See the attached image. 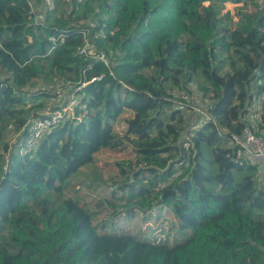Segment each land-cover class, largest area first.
Listing matches in <instances>:
<instances>
[{
  "label": "trees",
  "instance_id": "trees-1",
  "mask_svg": "<svg viewBox=\"0 0 264 264\" xmlns=\"http://www.w3.org/2000/svg\"><path fill=\"white\" fill-rule=\"evenodd\" d=\"M86 41L111 64L78 54ZM191 83L209 100L206 124L175 103ZM65 90L73 118L23 150L29 119L62 109ZM261 93L264 0H0V184L16 196L0 206V264H264V164L232 142L245 127L264 139V101L249 119ZM129 144L134 159L113 163L119 179L96 204L166 207L184 241L99 232L84 181L76 208L63 198L100 148Z\"/></svg>",
  "mask_w": 264,
  "mask_h": 264
},
{
  "label": "rangeland",
  "instance_id": "rangeland-1",
  "mask_svg": "<svg viewBox=\"0 0 264 264\" xmlns=\"http://www.w3.org/2000/svg\"><path fill=\"white\" fill-rule=\"evenodd\" d=\"M242 5V4H240ZM236 4L227 2L223 5L222 11H228L229 14H235ZM234 20H237V17L234 15ZM63 91L60 96L57 98V103L63 105L65 103V98L67 103L63 108L67 107L72 112V106L78 103V97H74L71 94H67ZM175 100L176 104L185 103L191 109L182 108V111L186 116L190 118L197 119L201 124V116L196 112L195 108H204L208 112V99L203 98L202 92L198 90L195 83L188 84L186 91L177 89L175 90ZM73 98V99H72ZM70 101V102H69ZM264 101V94L261 93L259 97L255 98V101L250 107L251 113L249 119L255 127L256 122L259 120V114L262 111V105ZM54 101L48 102V105H53ZM85 108L86 114L88 117L94 119V112L90 111V105H83ZM132 116V114H129ZM73 118V117H71ZM192 125V123H191ZM84 128V125L82 124ZM126 125L124 122L113 124V129L119 135L124 133ZM185 133V131H183ZM105 134V131L103 132ZM15 135V134H14ZM14 135L8 133L7 136L11 139ZM17 136H15L16 138ZM84 138L90 139L87 135V132L84 134ZM15 139L12 138L11 142L14 143ZM132 146L129 144L128 150L123 152H115L108 148H100L95 155V160L93 163L85 165L78 173L72 177V181L75 182V185L70 186L71 190L66 189L64 191L63 198L67 200V203L70 208H76L77 195L74 193L76 185L82 186L81 181L88 183L86 188L87 192L86 201L92 202L86 204L84 207L89 208L90 211L94 212L93 223L97 226V230L103 233L109 234H119L121 232H131L134 235H138L140 239L144 241H161L166 242L169 245H174L185 240V238L190 234V230L184 229L181 230L177 227L176 218L174 214L171 213L166 207H162L160 210H156V207H153L147 212L136 211L133 215L128 216L124 210L121 212H113L110 209L101 207V204H96L97 199L101 198L106 191L112 190L113 180L116 181L119 178L116 168L113 163L118 159H134V154L132 153ZM22 151V148H21ZM260 168L263 167L259 166ZM74 188V189H73ZM9 194H13L11 197ZM83 196V195H82ZM8 202L11 205H14L16 202L15 196V186L9 182H3L0 184V206L4 202Z\"/></svg>",
  "mask_w": 264,
  "mask_h": 264
},
{
  "label": "built area",
  "instance_id": "built-area-1",
  "mask_svg": "<svg viewBox=\"0 0 264 264\" xmlns=\"http://www.w3.org/2000/svg\"><path fill=\"white\" fill-rule=\"evenodd\" d=\"M34 9L36 8L34 7ZM37 18L43 19V13L41 11L37 13ZM88 52L103 60L106 65L109 66L111 64L104 54L95 53L93 44L86 41L85 45L78 51V54L85 55ZM206 108L207 107L195 108L196 112L201 116V124H206L211 120L210 114L207 112ZM71 117H73V112L67 107L49 110L40 115L31 117L27 123L28 129L23 140V150L28 151L35 148L51 128ZM232 142L240 148L243 155L252 164L258 166L264 164V139L257 136L250 127H245L240 134L232 135Z\"/></svg>",
  "mask_w": 264,
  "mask_h": 264
}]
</instances>
